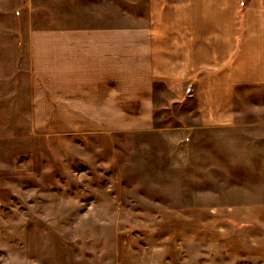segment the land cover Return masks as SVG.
Listing matches in <instances>:
<instances>
[{"label":"rangeland","instance_id":"obj_1","mask_svg":"<svg viewBox=\"0 0 264 264\" xmlns=\"http://www.w3.org/2000/svg\"><path fill=\"white\" fill-rule=\"evenodd\" d=\"M139 3L0 0V264H264V91L218 126L155 91L107 129L77 125V91H34L35 29L136 24Z\"/></svg>","mask_w":264,"mask_h":264},{"label":"crops","instance_id":"obj_2","mask_svg":"<svg viewBox=\"0 0 264 264\" xmlns=\"http://www.w3.org/2000/svg\"><path fill=\"white\" fill-rule=\"evenodd\" d=\"M139 4L136 24L35 29L27 61L34 91H77L63 106L80 104L77 125L95 129L131 128L156 104L155 91L175 108L188 96L199 125H227L233 91H264V0ZM258 237L255 255L264 256Z\"/></svg>","mask_w":264,"mask_h":264}]
</instances>
